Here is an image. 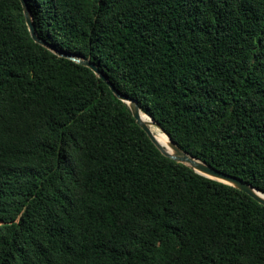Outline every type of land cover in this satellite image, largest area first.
<instances>
[{
    "label": "trees",
    "instance_id": "16d2710c",
    "mask_svg": "<svg viewBox=\"0 0 264 264\" xmlns=\"http://www.w3.org/2000/svg\"><path fill=\"white\" fill-rule=\"evenodd\" d=\"M189 155L264 192V0H26ZM0 264H264V206L156 148L0 0Z\"/></svg>",
    "mask_w": 264,
    "mask_h": 264
},
{
    "label": "water",
    "instance_id": "95a60500",
    "mask_svg": "<svg viewBox=\"0 0 264 264\" xmlns=\"http://www.w3.org/2000/svg\"><path fill=\"white\" fill-rule=\"evenodd\" d=\"M21 5L23 7L24 16L26 20L27 27L29 29V32L31 34V37L33 41L40 46L44 47L45 49L51 51L56 56L60 58H64L70 61H73L76 64L82 65L84 67L89 68L98 78H100L102 81H104L109 89L112 91V93L122 102L128 105L130 108L132 115L134 119L136 120V123L139 127H141L149 139L152 141V143L156 146V148L164 155L165 157L179 163L183 164L187 167H189L191 170H193L198 175L205 177L207 179L213 180L215 182L233 187L239 191H242L246 193L248 196L253 198L255 201H257L259 204L264 206V192L260 191L257 188H254L251 186L248 182L234 177L232 175L223 173L205 163L198 160L197 158L189 155L188 153L184 152L182 149H180L172 140V138L163 130V128L154 120H152V125H155L157 128H159L169 139L170 147L172 149V153L168 152L158 141L156 140L155 135L152 133V131L149 128V123L145 122L142 117V111L140 109V106L137 101L134 99H131L122 93H120L114 84L108 80V78L99 70V68L91 61L90 58H86L82 55L74 54V53H67L63 51H59L52 45H50L48 42H46L44 39H42L38 33L36 26L34 24V19L32 16V13L30 11L29 5L26 0H20ZM148 116V115H147Z\"/></svg>",
    "mask_w": 264,
    "mask_h": 264
},
{
    "label": "bare ground",
    "instance_id": "6f19581e",
    "mask_svg": "<svg viewBox=\"0 0 264 264\" xmlns=\"http://www.w3.org/2000/svg\"><path fill=\"white\" fill-rule=\"evenodd\" d=\"M141 117L145 122L149 123L148 124L149 128L152 131V133L155 135L158 143H160L168 152L172 153V149L170 147V142L168 137L159 128L151 124L152 120L149 116H147V114L142 112ZM261 196L264 197L263 195Z\"/></svg>",
    "mask_w": 264,
    "mask_h": 264
}]
</instances>
